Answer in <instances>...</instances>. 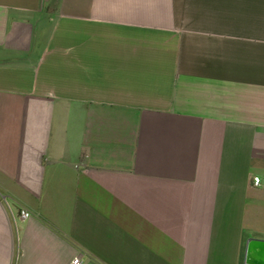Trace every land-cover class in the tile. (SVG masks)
I'll list each match as a JSON object with an SVG mask.
<instances>
[{
    "label": "crops",
    "instance_id": "crops-1",
    "mask_svg": "<svg viewBox=\"0 0 264 264\" xmlns=\"http://www.w3.org/2000/svg\"><path fill=\"white\" fill-rule=\"evenodd\" d=\"M251 238L264 0H0V264H245Z\"/></svg>",
    "mask_w": 264,
    "mask_h": 264
},
{
    "label": "water",
    "instance_id": "water-1",
    "mask_svg": "<svg viewBox=\"0 0 264 264\" xmlns=\"http://www.w3.org/2000/svg\"><path fill=\"white\" fill-rule=\"evenodd\" d=\"M245 264H264V240L251 238L248 241Z\"/></svg>",
    "mask_w": 264,
    "mask_h": 264
},
{
    "label": "built area",
    "instance_id": "built-area-1",
    "mask_svg": "<svg viewBox=\"0 0 264 264\" xmlns=\"http://www.w3.org/2000/svg\"><path fill=\"white\" fill-rule=\"evenodd\" d=\"M254 181H255V184L259 185L261 180H260V178L256 177L254 179ZM21 215H22L23 218H30L31 217L30 212H28L26 210H23L21 212ZM72 264H81L80 258L75 259Z\"/></svg>",
    "mask_w": 264,
    "mask_h": 264
}]
</instances>
